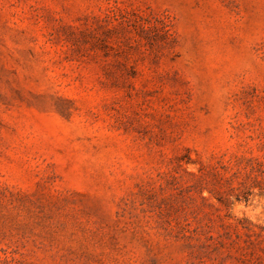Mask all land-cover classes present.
Segmentation results:
<instances>
[{
  "label": "rangeland",
  "instance_id": "obj_1",
  "mask_svg": "<svg viewBox=\"0 0 264 264\" xmlns=\"http://www.w3.org/2000/svg\"><path fill=\"white\" fill-rule=\"evenodd\" d=\"M0 264H264V0H0Z\"/></svg>",
  "mask_w": 264,
  "mask_h": 264
}]
</instances>
